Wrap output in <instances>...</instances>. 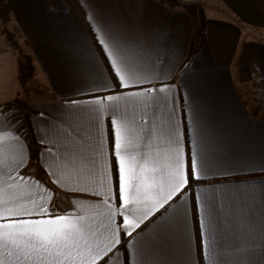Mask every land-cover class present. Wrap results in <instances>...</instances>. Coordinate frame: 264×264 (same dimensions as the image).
I'll list each match as a JSON object with an SVG mask.
<instances>
[{"label": "crops", "instance_id": "0c3cea01", "mask_svg": "<svg viewBox=\"0 0 264 264\" xmlns=\"http://www.w3.org/2000/svg\"><path fill=\"white\" fill-rule=\"evenodd\" d=\"M4 1L50 96L24 93L17 52L0 30V123L22 134L23 162L14 175L31 172L19 187L36 195L35 202L6 207L25 208L18 217L32 219L43 205L100 225L92 244L101 257L115 252L109 264H129V253L130 264H264V106L253 80L260 75L264 91V0H181L175 9L157 0ZM196 30L199 46L191 53ZM117 43L145 69L130 79L120 67L133 91L117 84L105 58ZM112 59L119 65L114 53ZM152 104L159 105L162 133L121 208L109 117ZM28 108L22 128L15 116ZM117 123L127 146V121L118 116ZM65 125L85 135L95 158V167L79 175L52 166L42 151L64 142ZM120 154L127 159L123 148ZM193 161L198 179L190 182ZM85 193L95 198H74ZM196 197L215 205L218 240L210 239L215 234ZM122 215L132 221L126 228Z\"/></svg>", "mask_w": 264, "mask_h": 264}, {"label": "snow or ice", "instance_id": "6c2138e0", "mask_svg": "<svg viewBox=\"0 0 264 264\" xmlns=\"http://www.w3.org/2000/svg\"><path fill=\"white\" fill-rule=\"evenodd\" d=\"M97 39L99 42V37ZM113 53L119 59V65L112 59ZM113 53L106 52L105 58L109 59V66L117 76V84L124 90L133 91L132 87L124 83V77L120 75V67H123L130 79H135L145 69L123 45L114 44ZM112 98V96L107 97L109 100ZM159 111V105L152 104L148 106V109H125L122 113L109 117L112 156L116 165V199L121 208L127 209L129 206V192L130 185L133 184V177L138 169L146 167L147 151L151 148L153 140L162 133V129L158 125L157 114ZM118 116L121 120H126L130 128L127 146L121 143L123 137L119 130L120 125L117 123ZM60 123L62 121H58L57 126ZM65 128L64 142L58 148L53 145L51 148L42 150L52 156V166L74 175H79L83 170L95 167V158L85 135L67 125ZM23 139L18 129L11 126L4 127L0 123V205L5 206L4 214L0 218L7 221L0 224V264H96L97 257H100V264H109L115 252L107 253L101 257L103 250L94 248L92 244V238L99 231L100 225L85 223L84 218L79 216L73 218L67 214L49 213L43 205L38 206L35 213L37 218L32 219L18 217V212L27 211L25 208L14 210L6 207L9 203L21 205L28 200L33 202L36 200L35 193L23 191L19 187L20 181H26L33 174L21 172L14 175L20 168V163L23 162L21 147ZM41 142H44L43 136H41ZM122 148L127 153V159L120 154ZM18 154L21 157L19 163L16 162ZM202 171L203 169H201ZM196 179L198 176L193 161V166L189 170V180L195 182ZM40 183L37 181V184ZM188 186L190 183L186 182L180 186V190L186 194ZM46 190L52 191L51 189ZM74 198L94 199L95 194L85 193ZM40 199L42 200L43 197L41 196ZM169 199L171 200L172 197L169 196ZM196 199L198 202L203 200L210 233L215 234L214 236L210 235V239L218 240L219 228L215 226V205L201 197H196ZM28 214L32 215L30 212ZM41 216L46 218H39ZM120 222L123 228L132 223L126 215L121 216ZM137 227L139 228V225ZM123 234L129 238L132 237V233L129 232ZM125 249H127V245ZM216 252L217 247L210 248L212 256H215ZM127 259L130 264V253Z\"/></svg>", "mask_w": 264, "mask_h": 264}, {"label": "trees", "instance_id": "16d2710c", "mask_svg": "<svg viewBox=\"0 0 264 264\" xmlns=\"http://www.w3.org/2000/svg\"><path fill=\"white\" fill-rule=\"evenodd\" d=\"M157 1L164 4L169 9H175L181 5V0ZM10 21V9L4 0H0V23L8 25ZM1 32L3 33L5 39L8 41L10 47L17 52L18 78L20 83H25L36 74V68L33 62L32 55L27 49V44L25 41L22 42V44L27 49V51H24L22 45L19 43L15 26H13V30L8 29L6 26V28L1 29ZM200 35V30H196V32L193 34L191 43V53H194L197 50L199 46Z\"/></svg>", "mask_w": 264, "mask_h": 264}, {"label": "rangeland", "instance_id": "374dc122", "mask_svg": "<svg viewBox=\"0 0 264 264\" xmlns=\"http://www.w3.org/2000/svg\"><path fill=\"white\" fill-rule=\"evenodd\" d=\"M5 25L7 26L8 29L13 30V26L10 23L8 25L7 24H4V23L3 24L0 23V30L6 28ZM19 43L22 45L23 50L24 51H27L26 47L21 42H19ZM35 76H36V74L34 76H32L28 81H26L24 83L25 84L24 86L26 88V90H24V93L27 91L28 94L34 93V95H39L42 91L44 92V89H42L41 87H39L40 84L36 80ZM44 94H45V97L46 98H50V96H49L48 93L44 92ZM15 112H16V110L12 111V113H15ZM21 112L22 113H18L15 116V118L18 119L17 121L20 122V125L22 126V128H28L27 125H26L25 115H27L30 112V109L29 108L28 109H25V110L24 109H21Z\"/></svg>", "mask_w": 264, "mask_h": 264}, {"label": "built area", "instance_id": "2783aa9c", "mask_svg": "<svg viewBox=\"0 0 264 264\" xmlns=\"http://www.w3.org/2000/svg\"><path fill=\"white\" fill-rule=\"evenodd\" d=\"M253 80L255 82L254 91L256 92L257 97L261 100L262 105L264 106V91H260L257 84L262 80V77L258 74H253Z\"/></svg>", "mask_w": 264, "mask_h": 264}]
</instances>
